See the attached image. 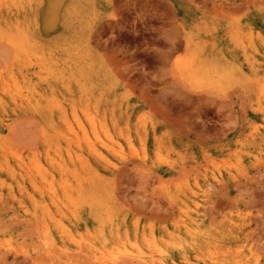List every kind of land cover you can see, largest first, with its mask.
<instances>
[{
    "label": "rangeland",
    "instance_id": "obj_1",
    "mask_svg": "<svg viewBox=\"0 0 264 264\" xmlns=\"http://www.w3.org/2000/svg\"><path fill=\"white\" fill-rule=\"evenodd\" d=\"M98 258L264 264V0H0V264Z\"/></svg>",
    "mask_w": 264,
    "mask_h": 264
},
{
    "label": "bare ground",
    "instance_id": "obj_2",
    "mask_svg": "<svg viewBox=\"0 0 264 264\" xmlns=\"http://www.w3.org/2000/svg\"><path fill=\"white\" fill-rule=\"evenodd\" d=\"M42 176H43V175H42ZM67 200H68V199H67ZM93 248H94V247H93ZM93 248H92V249H93ZM79 249H81V247H80ZM94 250H95V249H94ZM79 251H80V250H79ZM92 252H93V251H92ZM95 252H96V251H95ZM99 255H100V254H99ZM99 257H100V256H99ZM139 258H140V257H139ZM97 260L100 261V263H102V264H106L105 262H102V260H103L102 258H98ZM91 263H92V262H91Z\"/></svg>",
    "mask_w": 264,
    "mask_h": 264
}]
</instances>
